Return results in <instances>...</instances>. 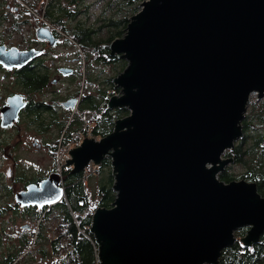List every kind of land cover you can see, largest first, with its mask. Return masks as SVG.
<instances>
[{
	"label": "water",
	"instance_id": "obj_1",
	"mask_svg": "<svg viewBox=\"0 0 264 264\" xmlns=\"http://www.w3.org/2000/svg\"><path fill=\"white\" fill-rule=\"evenodd\" d=\"M109 46L126 66L107 107L128 114L67 160L78 173L110 159L114 198L89 226L99 264H218L243 227V245L256 243L264 198L218 172L232 161L222 154L242 135L250 95L264 94V0H143ZM62 194L58 186L45 202Z\"/></svg>",
	"mask_w": 264,
	"mask_h": 264
},
{
	"label": "flooded vegetation",
	"instance_id": "obj_2",
	"mask_svg": "<svg viewBox=\"0 0 264 264\" xmlns=\"http://www.w3.org/2000/svg\"><path fill=\"white\" fill-rule=\"evenodd\" d=\"M61 4L0 0V264H59L56 237H38V231L42 227L43 233L42 218L59 207L64 191L59 201H45L72 169L65 155L58 168V146L84 120L73 115L82 101L76 89V14L62 12ZM247 105L253 108L244 115L249 128L263 129L252 135L242 119L229 165L242 168L232 180L255 183L264 198V167L255 172L256 180H247L253 164L264 163V94ZM28 190L39 202L29 203Z\"/></svg>",
	"mask_w": 264,
	"mask_h": 264
},
{
	"label": "trees",
	"instance_id": "obj_3",
	"mask_svg": "<svg viewBox=\"0 0 264 264\" xmlns=\"http://www.w3.org/2000/svg\"><path fill=\"white\" fill-rule=\"evenodd\" d=\"M75 1L77 0H67V5L61 4V11H72L70 5L75 3ZM141 1L142 0H124L131 9L123 18L118 20L110 19L109 23L105 25L111 26V30L106 39L107 43L114 38L123 35L128 23L127 15L137 12L139 9L138 4ZM77 26L76 39L78 44L84 48L89 47L90 45L97 48L98 43L91 37L96 31L83 29L80 27V23H78ZM118 27H123V29L119 30ZM113 58L117 59L116 56ZM81 104L82 105L78 107L80 114L86 117H89L87 114L88 112L95 111L96 113L99 108L93 98H90L89 96H85L81 101ZM123 110L124 109L121 108L116 109L113 114L109 113L107 108L105 112L102 111L101 118H97L94 122L95 124L94 127H92V134L94 136L103 137L110 133L113 129L114 119L121 117ZM243 129H250L247 117L244 118ZM229 155L230 151L228 152V156ZM109 165L110 159L109 157H105L99 164V172L103 171V168L108 167ZM253 167L254 168L249 177H247V180H256L254 177L255 172L261 171L264 167V163H254ZM83 173L84 171L71 174L69 169L64 171L63 184L65 199L61 201L58 208H53L48 212V215L52 213L53 216H57L58 218L54 247L60 256L59 264H97V244L93 234L89 231V226L93 211L97 207H110L113 201V176L109 175V178L105 183L100 182L101 176L99 175L98 180L100 183L98 184L97 192L95 194L96 198L94 199L90 197L86 190L87 187H85L83 183ZM100 174H102V172ZM218 177L224 182H229L234 178L233 174L227 172L220 173ZM239 177L240 176H237L236 178ZM46 217L47 215L43 217V220H45ZM81 229H85L84 232L89 237H87L84 232H80ZM245 232L246 228H242L238 231V233L243 236L245 235ZM236 233L237 231L235 232L237 237ZM42 235L41 227L38 231V237H41ZM218 264H264V232L260 235L259 240L250 246L243 245L242 241L237 237V240L233 244L226 246L221 250Z\"/></svg>",
	"mask_w": 264,
	"mask_h": 264
},
{
	"label": "rangeland",
	"instance_id": "obj_4",
	"mask_svg": "<svg viewBox=\"0 0 264 264\" xmlns=\"http://www.w3.org/2000/svg\"><path fill=\"white\" fill-rule=\"evenodd\" d=\"M140 3L138 4L139 9H140ZM62 4L67 5V0H62ZM70 8H72V10L76 14L75 17L76 30L78 27L77 26L78 23H80L81 28L86 30L96 31L93 35H91V37L92 39H95V41L98 43L97 48L94 47L93 45L84 48L78 44L77 39L75 41L77 46L76 63L78 70L77 71L78 80L76 84L77 85L76 89H77L78 98H81V100H83L85 96H89L90 98H93L94 102L97 103L99 108L96 111V113L95 111L87 113L90 118L80 114L79 108H77V110L76 109L74 110L73 115L75 116V118L78 121H80L81 117H83L84 120H81V123L79 124L80 129L76 132L73 131L72 135L69 136L67 144L66 145L60 144L58 146L57 150L60 149L62 152H64L63 155H65L67 159H70L69 157L70 149H73L78 145H80V143L83 141L84 138L87 137V138L99 139L97 138L99 136H93L92 127H94L95 124L94 122L96 121V119L101 118V112L102 111L105 112L106 108L108 109L109 113L112 114L116 109H120V108L124 109L125 111L123 110L121 117L128 114V111L126 112V109L123 107L113 108V109L107 107L109 98L113 96L118 97L122 94L121 88L115 85L113 79L118 73H120L125 68L126 60L120 58L121 55L119 54L114 55L117 57V59L113 58L114 56L111 55V49L109 46L111 41L110 42L108 41L109 43L106 42L108 33L111 30L110 29L111 26H105V25L109 23L110 19L118 20L123 18L131 9L128 7L126 2H124V0H77L75 1V3H72V5H70ZM135 13L136 12H133L132 14L127 15L128 21L130 17ZM118 29L121 30L123 29V27H118ZM122 36H118V37H122ZM250 96H251L250 97L251 103H253L259 97L255 93L251 94ZM252 111L253 108L247 105L244 115H246L247 113L250 114ZM251 128L252 127H250V131L254 129L252 135H255L261 129H263L262 126L258 127V125H255L252 129ZM71 140H73L72 143L68 145ZM229 151L230 150H226L222 154V157L224 158L228 157ZM87 166L89 167V170H87L85 172V176L82 177L84 181L83 183L85 187H87L86 190L88 191L90 197L95 199L96 198L95 194L97 192L98 184L100 182L106 183L109 178V175L113 176V172L111 167H109L110 165L108 167L103 168V171L100 172H99L100 170L99 165H96L94 163H89ZM101 172L102 174H100ZM222 172H227L237 175L242 172V168H240L239 166L231 167L230 165H228L225 167L223 171L218 172V175ZM99 175L101 176L100 182L98 180ZM60 184L64 191L63 181H60ZM64 199L65 196H63L62 200ZM48 217H52V218L48 219ZM48 217L45 218L44 231L41 237L43 236L45 238L56 237L55 231L58 225V218L57 216L56 217L53 216L52 213L49 214ZM84 230L85 229H81L80 232H83ZM236 234L238 239L241 240L243 235H241L238 232ZM87 237L89 236L87 235ZM97 262H99L98 259Z\"/></svg>",
	"mask_w": 264,
	"mask_h": 264
},
{
	"label": "built area",
	"instance_id": "obj_5",
	"mask_svg": "<svg viewBox=\"0 0 264 264\" xmlns=\"http://www.w3.org/2000/svg\"><path fill=\"white\" fill-rule=\"evenodd\" d=\"M72 141H73V140H71V141L69 142L68 145H70V144L72 143ZM67 142H68V141H67ZM66 144H67V143H66ZM66 144H65V145H66ZM70 150H71V149H70ZM63 153H64V152H62L60 149L57 150V153H56V164H57L58 168H61V166H62V163H63ZM87 170H89V167H88V166H86V167L83 169L84 173H83L82 176H85V172H86ZM83 232H84V231H83ZM84 233H85V232H84ZM85 235L87 236L86 233H85ZM97 264H99V262H97Z\"/></svg>",
	"mask_w": 264,
	"mask_h": 264
}]
</instances>
